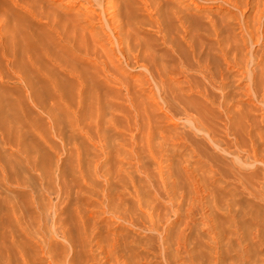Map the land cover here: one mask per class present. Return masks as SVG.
Masks as SVG:
<instances>
[{
	"label": "rangeland",
	"instance_id": "obj_1",
	"mask_svg": "<svg viewBox=\"0 0 264 264\" xmlns=\"http://www.w3.org/2000/svg\"><path fill=\"white\" fill-rule=\"evenodd\" d=\"M42 1L0 0V264H109L116 254L119 262L110 264H264V26L252 23V0L242 9L215 0L210 5L220 12L210 20V8L197 11L188 1V16L178 13L188 34L207 44L200 57L215 79L222 72L223 87L204 79L171 3L165 32L181 62L131 2L134 18L148 24L136 33L157 48L160 62H179L170 72L186 87L165 92L152 81L137 86L131 76L130 89L112 81L85 97L83 108L51 55L74 61L65 44L72 31L66 26L65 33L56 3ZM76 1L61 0L60 8L76 9ZM55 17L58 30L49 26ZM247 23L256 26L252 38ZM214 24L222 28L218 38ZM219 39L233 64L217 49ZM120 59L127 72H144ZM179 69L198 88L189 89ZM50 78L60 80L64 98Z\"/></svg>",
	"mask_w": 264,
	"mask_h": 264
},
{
	"label": "bare ground",
	"instance_id": "obj_2",
	"mask_svg": "<svg viewBox=\"0 0 264 264\" xmlns=\"http://www.w3.org/2000/svg\"><path fill=\"white\" fill-rule=\"evenodd\" d=\"M59 1H61V0H59ZM59 1H58V3L55 0L50 1V2L56 3L55 4L56 5V8L58 7L60 9L59 11L62 12L61 14L63 16L61 15V18H62L61 20H63L64 15L66 16L65 17L66 18V22H65L66 25L64 26V30L66 29V26H67L68 29H70L72 31V36L67 37L65 39L66 47L68 46L67 48H69V46H70L73 49L72 52H70L69 50H68V52L71 53L72 57L75 56L76 59H77L76 56L78 54L82 53V55H81L82 58L81 59L78 58L79 61H78V59L75 60V58H73L74 61L72 62V61H69L68 58L63 59V58L59 57L58 56V53H54L53 51H52L51 55L53 56V58L55 60L54 62L58 64V65L57 64L56 65L59 66V67H61V68H63L65 70V71H63L64 74H66L65 72L67 71V74L66 75L71 78V83L76 86V89H75V95H76L75 98H76V101H75V103H76V106L78 108H83V106L85 104V97H87L88 95H90V97H91V95H93V93H96V95H98V90H100V88L102 86H104L105 89H106L107 87H109V85H112L111 84L112 81L117 82V85L125 84L126 88L127 89H130L129 86H130L131 83H130V80L128 78H130L131 76L134 78V80H131V81L134 84L136 83L137 86H143V85H146V84H152V82H153L154 85H155V87H158L159 89H161V90H163L165 92L175 89L177 85L178 86L181 85V82L177 83L175 81V79L179 76V74H177V77L175 79H173L174 77L171 75V72L172 71L170 72V70H174L175 67L178 66V63L179 62H177V66L174 63L167 64V63L160 62L159 61L160 59L158 58L157 48L155 49V47H152L151 48V46L150 47H149V45L147 46L146 45L147 43H144V40H142L141 37L138 36L139 34L136 33V31L137 32L139 31L138 28L141 29L142 24L145 25L146 22L145 21L143 22L141 20L142 18L141 19L139 18L141 21H139L137 18H134V14H135L134 11L135 10L132 9L134 7L133 6L134 4L130 5L131 2H138L137 4H140V6H141L140 10L142 9L141 11L144 10V11H146L148 13V16L150 17L149 19L152 22L153 28L155 27L156 28L155 30H157V32L161 34V35L158 34V35H160L159 37L161 39V42L164 43V44H166L168 42L170 44L169 45L167 43L169 46L166 44L167 47H168V49H169V51L172 52L173 54L174 53L177 54V56L176 55L175 56L177 57V59L179 61H180L179 58H181L180 54H182V51L180 52L179 49L176 48L175 44L177 43V41H176V43L174 42V39L172 38L173 35L171 34L172 36H170V35L167 34L168 32L167 33L165 32V30L167 29L166 26L168 27L167 24H166V26H164L165 25L164 23L166 21H168V20H166V19H168L167 18L168 14H167V9L166 8L167 7L169 8V5L170 6L172 5V6L176 7V8L173 7L174 11H171V13L172 12H173L172 14L176 13L177 18L176 17L175 18L176 19H179L177 21H179L178 24L180 25L181 28L178 31H180V30L181 31H180V33H178V31H177V33L180 35V38L182 40H184V42H187L186 41L187 35H189L188 33L191 32V31H188L189 30L188 29L189 27L187 26L188 27L187 28L184 25V21L187 19L186 16H188L186 14H189V13H186L185 14L184 12H187L191 5H193V8H195V10H197V11H200L204 7L210 8L211 9L210 12H213V14L210 15V13L209 14L206 13L207 16L204 15L206 18H208V20L212 19L214 15H217V13L220 12V8H219L220 6L219 5H217V6L210 5L211 2H215V0H201L203 2V4H205V6L204 5H201L202 3H199L196 0H82L81 2L79 1L80 3L78 1H76L77 3H79L77 5L78 7L76 9H73L72 8L73 5L71 7L68 6V5H64V7L61 6L62 8H60V5H61L60 3L61 2H59ZM73 1L75 2V0H73ZM186 1H188L191 5H188L189 3L187 4ZM224 1L227 2V3H229L232 7H236L238 9H242V7H245L250 0H245L244 2L243 1H239V0H224ZM47 2H48V0H47ZM63 2L64 1H62V3ZM65 2H66V0H65ZM252 2H253L252 3L253 6L256 7L255 13H254V15H252L253 16V18H252V21L253 22L252 23L254 25L256 24L258 26H257V28H255L256 26L254 27L253 25H251V27H250V24H248V23L247 24H244L245 25L244 26V30H245L246 33L249 34L250 38H252L253 33L255 32L254 31V28L259 30V28L261 29L264 26V20L263 21L260 20V18L264 15V1L263 0H252ZM43 3H45V2H43ZM169 3H171V4H169ZM167 4H169V5H167ZM49 5H51V4L49 3ZM49 5H46V7L49 6ZM129 5L132 6V7L130 8ZM96 6H98V8H96ZM24 7H26V5ZM137 7H139V6H137ZM21 9H23V8H21ZM25 9L27 10L28 8L26 7ZM129 9H131V10H129ZM171 10H172V7H171ZM191 10H192V8H191ZM191 10H189V11H191ZM195 10H193V12ZM29 12L31 13L30 10H29ZM136 12H137V9H136ZM178 13H180V15H181V13L182 14H185L186 15L185 18H183L184 16H180ZM190 14H192V13H190ZM176 15H174V16H176ZM196 19H201V18L199 16L198 18H195V20ZM202 19H204V18H202ZM199 21H201V20H199ZM199 21L197 20V23ZM245 21H247V20L245 19ZM44 22H47L48 23L49 21L46 20ZM53 22H54V24L49 23V26H51V27L53 26L56 30H58V28L55 27L54 25H58L59 24V19L57 17H55V18H53ZM148 23H150V22H148ZM192 24H193V22H192ZM94 25H98L99 26L97 32H95L93 30L94 28L92 26H94ZM146 25H148V24H146ZM213 26L215 28V29H213V32H214L213 35H215L218 38L219 34H221V32H222V28L215 27V24ZM13 27H14V25H13ZM13 27H12V29H13ZM242 27H243V25H242ZM54 28H53V30H54ZM226 29H228V28H226ZM13 30H14V33L17 32L15 30V28ZM13 30H11V31L13 32ZM50 31H51V29H50ZM66 32H67V30H65V33ZM3 35L4 34L1 35V33H0V36H3ZM11 35H12L11 37H13L15 39V41H16V39H17V38H15L16 35H14L13 33ZM25 35L27 36L26 38H29L28 35H27V33ZM191 35H194V34H191ZM191 35H189L187 39H190L191 40L193 38V37L190 38ZM89 36H90V43L92 44L91 46L93 47L92 49H90V47H88V45L90 44L88 42V37ZM169 36L171 38H168L167 39V37H169ZM103 37H104V39L106 38L108 40V42H109V43H107V44H109L108 46H105L106 41L104 43L101 42V39ZM21 38L23 39V37H21ZM30 38H33V36L30 37ZM176 39H178V38H176ZM194 39H196L195 38V35H194V38L192 40L194 41ZM242 39H244V38H242ZM1 40H2V37H1ZM8 40H6V41H8ZM202 40H204V39L202 38ZM23 41L24 40H22L21 42L24 43ZM48 41H49V39H48ZM50 41H49V43L53 42V40L51 42ZM55 41L57 42V40H55ZM189 41H188V45L187 44L186 45L187 46H190V49H191L190 52H192V54L195 53V55H196V53H197V55H196L197 57L195 56L196 57L195 60H196V62H198L197 63L198 65L200 63L203 66V69H204L203 77H204V79L206 81H208L211 85H217L218 87L219 86L220 87H223L224 86V81H223L224 78H223L222 72H220V74H218L219 77L217 79H215L214 78L213 70H211V68L209 67V64L206 63V62H203L202 59H204V58H201L200 57L201 53L204 54V53L207 52L206 51L207 44H205L204 42H202V44H200V43H198V41L196 39L197 44H199V46H198L197 44H195V42L191 43V41H190V43H189ZM3 42H5V41H3ZM170 42H173V45ZM0 43H1L0 44V46H1L2 45V42H0ZM22 43H21V46H22ZM203 43H204V45H206L205 48H204ZM215 43L218 44L217 49L219 48V51L221 52V54H222L223 59L225 60V62H227L228 64H233L234 62L232 61V59L229 60V58H228V52H226L227 51L226 48L223 50V47H222L223 45L221 44L220 39L218 41H216ZM7 44H8V42H7ZM60 44H61V42H60ZM177 45H180V44H177ZM18 46L19 45H17V47ZM66 47H62L63 48L62 50H65ZM181 47H179V48L182 50ZM13 48H15V47L13 46ZM58 48H59V46H58ZM10 49H12V48H10ZM56 49H57V47H56ZM166 49L167 48H164L163 50H165L166 52L165 51L164 52L167 55H169L168 54L169 52ZM12 51H14V50H12ZM176 51H177V53H176ZM172 53L169 55V57H167L166 54H164V55H166V57L169 59L171 57ZM15 55L18 56V54H16V53H15ZM36 55H37V53H36ZM72 57H71V59H72ZM79 57H80V55H79ZM120 57L123 58V62L125 63L126 66H129L130 65V62H131L133 66L135 65L137 68H139V67L142 68L144 70V72L139 71V75H137V74L136 75H133L134 73L132 74V72H130L132 69L127 72L126 71V68L123 67L124 65H121L122 63H121ZM173 57H174V55H173ZM176 57H174V58H176ZM47 59H49V58H47ZM92 59L95 60L94 63H89L87 61V60L90 61ZM13 61H14V59H13ZM86 62H88V63L86 64ZM52 63H53V61H52ZM175 63H176V61H175ZM110 64L112 66H114V68H112ZM182 64L180 63L179 65H182ZM179 68H180V66H179ZM174 71H176V70H174ZM179 71H180V69H179ZM140 72H142V73H140ZM179 73H181L183 75V77L185 78V80H183V83H185V85H187V87H189V89H192L194 86L196 88H198L195 84L192 87L191 82H189L190 80L188 78H186V75L188 76V74L186 73V70L185 69H181V71ZM122 76H125V78L122 77ZM255 76H256L255 73H253L252 76H251L252 77L251 79L254 78L253 80H255ZM190 77L191 76H189V78ZM42 78H44V77L42 76ZM150 81H152V82L149 83ZM47 83L50 86H52V88H54L55 91L58 92V94L61 97V99L64 98V96H62V93H63V89H62L63 88V85L61 84L60 80H57V79H54V78H50L49 80H47ZM25 85H26V82H25ZM181 86H183V84ZM183 87H186V86H183ZM150 88H152V87H150ZM31 90H32V88H31ZM156 93H157V91H156ZM188 93H189V91H188ZM130 97L131 96H129V98ZM152 97H154V96H152ZM180 98L183 99L184 97L183 98L180 97ZM206 100H207V98H206ZM156 102L157 101H155L154 103H156ZM61 106H64V103H63V105L61 104ZM192 121H190V122H192ZM194 123L192 125H194ZM200 123L202 124V122H200ZM208 129H209V127H208ZM203 130L207 131L204 128H203ZM209 131H210V129H209ZM211 132H212V130H211ZM221 140H223V139H220V141ZM253 150H252V152H253ZM252 152H251V154H255L256 153V152H254V153H252ZM257 158L256 159L259 160L260 157H257ZM253 161H254V159H253ZM261 164H262V160H261ZM262 166H264V164ZM107 250H108L107 252H104V256H106V257L109 258V256H111L110 255L111 253H109V249H107ZM104 251H106V250H104ZM113 257L114 258L109 259V261L110 260L111 261L113 260L116 263L119 262V260H118L119 257L117 258V254H116V256H113ZM108 258L106 259V261L108 260ZM110 262H109V264H110Z\"/></svg>",
	"mask_w": 264,
	"mask_h": 264
}]
</instances>
